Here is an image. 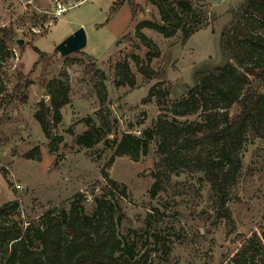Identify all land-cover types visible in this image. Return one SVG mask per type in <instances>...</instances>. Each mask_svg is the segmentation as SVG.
Returning a JSON list of instances; mask_svg holds the SVG:
<instances>
[{
	"label": "rangeland",
	"instance_id": "374dc122",
	"mask_svg": "<svg viewBox=\"0 0 264 264\" xmlns=\"http://www.w3.org/2000/svg\"><path fill=\"white\" fill-rule=\"evenodd\" d=\"M134 1L139 7L133 19L128 0H84L57 17L48 0H0V40L4 41L0 47V204L17 198V213L25 222L51 205L67 206L76 193H82L87 197L84 211L90 213L93 197L105 183L104 170L126 188L125 197L117 191L112 196L123 212L116 233L136 243L139 251L152 248L150 264H235L234 257L253 240L252 233L264 231V138L250 135L240 151L242 166L228 188L230 220L214 205L206 164L169 163L171 186L151 194L156 142L149 143L138 161L126 155L115 156L111 163L108 159L122 133L139 135L167 108L158 105L155 97L142 101L158 77L142 76L131 56L147 60L148 49L155 47L159 54L151 56L148 64L155 71L163 69L160 79L171 84L168 98L184 95L187 86L196 84V72L228 62L220 47L221 32L231 22L229 11L241 0H193L204 26L184 44L179 31L164 37L142 28L149 46L137 37L135 27L158 20V14L147 0ZM80 26L86 36L81 50L65 56L53 52ZM34 47L45 54L43 59ZM123 59L134 75L132 87L115 85L116 66ZM19 74L29 81L21 90L15 87ZM41 80L46 84L63 80L69 87V102L60 108L61 121L52 127L53 141L43 135L33 116L40 101H49ZM235 111L232 105L230 113ZM87 117L102 130L103 140L83 148L74 143V136L86 128ZM201 119L200 115L178 118ZM35 147L39 159L24 157ZM208 154L212 158L214 149L209 148Z\"/></svg>",
	"mask_w": 264,
	"mask_h": 264
},
{
	"label": "trees",
	"instance_id": "16d2710c",
	"mask_svg": "<svg viewBox=\"0 0 264 264\" xmlns=\"http://www.w3.org/2000/svg\"><path fill=\"white\" fill-rule=\"evenodd\" d=\"M147 2L156 9L158 20L136 25L137 37L145 46L151 42L141 32L142 28L153 29L164 37L179 31L184 44L204 26L201 11L193 0ZM128 4L134 19L139 6L134 0H128ZM114 9L112 6L110 12ZM229 12L231 22L220 37V47L228 62L196 72V84L187 86L186 93L178 98H168L171 84L160 79L163 69L159 67L155 71L148 64L151 56L159 54L155 47L148 49L147 60L131 56L142 76L158 77V82L149 87L142 101L155 97L158 105L164 104L167 108L139 135L130 131L122 133L114 142L113 153L108 159L111 163L115 156L126 155L138 161L149 143L156 142L158 160L154 164L151 194L171 186L169 163L206 164L205 175L214 191V205L228 220L231 217L227 206L228 188L242 166L240 151L250 135L264 138V0H241L237 8ZM4 35L10 37L11 33L4 31ZM3 46L4 41L0 40V47ZM33 50L39 58H44L45 54L38 48ZM92 67L91 64L94 71ZM116 72L115 85L134 86V75L125 59L117 64ZM28 82L19 74L15 87L21 90ZM55 83L46 84L41 80L40 86L49 94V101H40L33 115L43 135L52 141L56 139L52 127L62 118L60 108L69 102L68 85L63 80ZM162 85L165 86L158 88ZM232 105L236 106L234 113H230ZM192 115H200L201 121L178 120ZM83 121L86 128L74 136V143L89 148L103 140V133L88 117ZM209 148L214 149L212 158ZM24 157L39 159L40 151L35 147ZM101 175L105 183L93 197L90 213L84 211L82 203L87 197L82 193H76L67 206L51 205L25 222L17 213V198L1 203L0 264H150L152 248L139 251L136 243L124 241L116 233L123 212L112 196L117 191L125 197V186L112 180L104 170ZM145 225L150 228L149 218L145 219ZM151 235L157 239L156 234ZM251 237L249 245L237 257L233 256L235 264H264V231L253 232Z\"/></svg>",
	"mask_w": 264,
	"mask_h": 264
},
{
	"label": "water",
	"instance_id": "95a60500",
	"mask_svg": "<svg viewBox=\"0 0 264 264\" xmlns=\"http://www.w3.org/2000/svg\"><path fill=\"white\" fill-rule=\"evenodd\" d=\"M18 43H22V39H18ZM86 45V36L83 27L76 28L63 40L58 42L53 52L60 56H65L75 51L81 50Z\"/></svg>",
	"mask_w": 264,
	"mask_h": 264
},
{
	"label": "built area",
	"instance_id": "2783aa9c",
	"mask_svg": "<svg viewBox=\"0 0 264 264\" xmlns=\"http://www.w3.org/2000/svg\"><path fill=\"white\" fill-rule=\"evenodd\" d=\"M48 1L53 3L54 5L53 14L55 17H57L61 15L64 11H66L68 8L75 6L84 0H70L71 3L68 5H65V3L62 0H48Z\"/></svg>",
	"mask_w": 264,
	"mask_h": 264
}]
</instances>
